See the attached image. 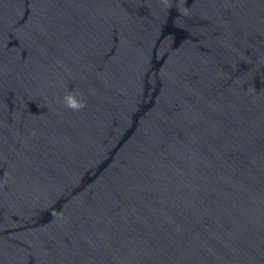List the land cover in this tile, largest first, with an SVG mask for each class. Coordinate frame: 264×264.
<instances>
[{
	"label": "water",
	"instance_id": "water-1",
	"mask_svg": "<svg viewBox=\"0 0 264 264\" xmlns=\"http://www.w3.org/2000/svg\"><path fill=\"white\" fill-rule=\"evenodd\" d=\"M0 264H264V0H0Z\"/></svg>",
	"mask_w": 264,
	"mask_h": 264
},
{
	"label": "clouds",
	"instance_id": "clouds-1",
	"mask_svg": "<svg viewBox=\"0 0 264 264\" xmlns=\"http://www.w3.org/2000/svg\"><path fill=\"white\" fill-rule=\"evenodd\" d=\"M65 101H66V107H69L73 110H79L82 109L83 107H85V104L81 101V102H77L71 94H69L68 96L65 97Z\"/></svg>",
	"mask_w": 264,
	"mask_h": 264
}]
</instances>
